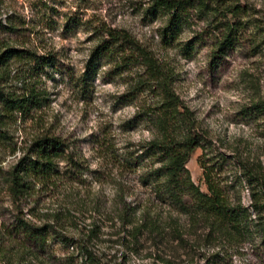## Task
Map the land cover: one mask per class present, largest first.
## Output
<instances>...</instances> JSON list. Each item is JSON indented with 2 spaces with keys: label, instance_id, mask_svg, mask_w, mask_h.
Listing matches in <instances>:
<instances>
[{
  "label": "rangeland",
  "instance_id": "1",
  "mask_svg": "<svg viewBox=\"0 0 264 264\" xmlns=\"http://www.w3.org/2000/svg\"><path fill=\"white\" fill-rule=\"evenodd\" d=\"M246 2L253 3L260 10L256 16L264 19V0H242ZM165 22V16L152 8V0H0V43L39 54L53 52L58 58L42 72L40 88L46 99L35 119L9 123L12 137L0 148V165L8 170L26 138L50 132L65 138L87 166L72 185L75 196L38 189L20 209L0 179V264H84L83 252L69 246L61 234L85 239L104 264H264V239L256 231L230 240L219 237L203 217L178 216L157 203L151 188L140 180L142 161L128 171L117 161L128 151L141 160L140 145L153 137L154 128L139 107L157 99L151 92L130 99V73L118 72L108 58H91L102 26L129 30L174 69L178 93L208 130L214 154L226 159L230 178L243 172L236 157L264 172V110L252 112L254 103H264V37L256 38L257 51L251 50L253 36L215 65L210 39L191 50L183 45L205 23L196 21L182 32L179 43L166 45L161 38ZM13 69L26 73L20 63ZM23 75L11 83L21 86ZM202 153L197 148L187 166L206 190ZM122 189L138 208L128 225L118 217ZM238 196L258 219L245 181ZM96 198L105 204L100 211L93 205ZM143 208L160 217V228L153 230L147 223L136 238L133 231L143 224ZM21 210L39 226L55 222L59 233L27 238L16 228ZM260 215L264 219V210ZM95 225L98 228L90 231Z\"/></svg>",
  "mask_w": 264,
  "mask_h": 264
},
{
  "label": "trees",
  "instance_id": "2",
  "mask_svg": "<svg viewBox=\"0 0 264 264\" xmlns=\"http://www.w3.org/2000/svg\"><path fill=\"white\" fill-rule=\"evenodd\" d=\"M152 8L165 16L161 38L166 45L179 43L182 32L192 29L196 21L205 23V28L193 30V39L183 45L184 49L191 50L205 38L210 39L215 65L230 53L241 50L253 36L255 41L251 43V50L257 51L259 42L256 38L264 37V19L256 16L260 10L253 3H242V0H152ZM101 57L108 58L118 72L130 73L131 80L127 81L130 99L145 92L153 93L157 99L139 107V113L143 112L153 125V137L140 145L141 160L134 151L120 156L117 161L121 169H136L142 161L144 170L140 180L151 188L157 203L178 216L203 217L211 231L221 238L230 240L256 231L264 239V219L260 215L264 210V172L249 161L236 157L243 172L241 176H235L236 179L228 176L226 159L219 153L214 154L213 140L194 110L178 93L175 71L168 62L129 30L104 26L99 29L98 43L91 52V58ZM57 62L53 52L39 54L24 46L0 43V148L12 137L8 127L10 122L35 119L46 99V93L40 88L42 72ZM18 63L24 65L26 72L19 80L21 86L11 83L14 78L22 76L19 70L13 69ZM134 68L141 70L134 73ZM252 110L262 112L264 103H254ZM18 148L21 153L8 170H3L0 165V179L17 208L30 200L38 189L60 190V194L65 191L75 196L72 185L84 173L86 160L65 138L41 132L26 138ZM197 148L203 149L200 165L206 190L193 180L187 166ZM243 181L248 185L251 207L258 219L251 217L250 210L238 196ZM121 191L117 203L118 217L128 225L133 222L138 208L126 199L123 189ZM93 205L96 211L105 206L100 198H96ZM66 212L72 216L70 209ZM21 213L22 210L16 218V228L27 238L42 239L51 232L59 233L55 222L39 226ZM140 216L143 224L133 231L136 238L147 223L153 230H159L160 217L152 215L149 208H143ZM97 228L95 225L90 231ZM61 237L69 246H76L83 252L86 256L84 264H104L85 239L77 241L62 234Z\"/></svg>",
  "mask_w": 264,
  "mask_h": 264
}]
</instances>
